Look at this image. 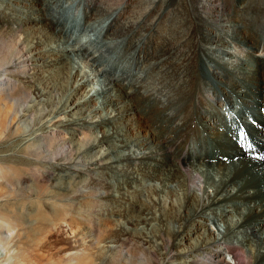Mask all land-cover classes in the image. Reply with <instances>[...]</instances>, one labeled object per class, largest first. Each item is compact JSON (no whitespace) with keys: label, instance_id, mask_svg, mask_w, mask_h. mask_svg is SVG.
I'll list each match as a JSON object with an SVG mask.
<instances>
[{"label":"bare ground","instance_id":"1","mask_svg":"<svg viewBox=\"0 0 264 264\" xmlns=\"http://www.w3.org/2000/svg\"><path fill=\"white\" fill-rule=\"evenodd\" d=\"M189 1L196 15L173 45L108 0H0V214L19 241L55 197L25 195V178L11 188V171L44 167L85 200L73 247L95 245L107 218L121 238L99 244L106 254L138 232L157 264H264V0ZM149 106L156 119L138 130ZM56 142L76 157L52 156Z\"/></svg>","mask_w":264,"mask_h":264},{"label":"rangeland","instance_id":"2","mask_svg":"<svg viewBox=\"0 0 264 264\" xmlns=\"http://www.w3.org/2000/svg\"><path fill=\"white\" fill-rule=\"evenodd\" d=\"M88 1L90 0H85V2ZM108 1L112 8L124 6L122 14L119 15L123 24H132L144 19L148 27L152 25L157 28L158 36L162 42L163 39H165V41L173 45L179 43L183 38L181 25L189 23L196 15L198 8V6L192 4L189 0ZM96 3L97 2L94 4ZM171 9L174 10L176 14H174ZM247 10L248 7L245 12ZM259 10L260 9H258V11ZM169 15L173 17V24H171L172 21L166 22L165 19L159 20ZM95 16L97 17V15ZM169 30L174 32V37ZM148 31L149 28L145 30L142 29L143 33ZM2 43L1 41L0 58L9 51V47L6 46L5 43H3L4 45ZM191 43L193 49H195L193 52L194 57L197 59L198 53L203 52L204 49L198 50L197 43ZM202 43L203 46L208 43V38L203 37V32ZM128 48L129 47H126V50H128ZM156 49L157 48L153 47V50ZM160 52L161 49L159 53ZM258 58L260 59L259 56ZM203 64H205L204 61L201 63L199 62V64H196L193 68L196 70L199 66L202 67ZM198 88L199 87H197L195 91H198ZM150 106L148 110L144 111H148V114L144 113L145 117L137 113L138 115L132 118V122L138 130L144 127V125L146 127L149 126L150 122L156 119L154 113L150 111V108H152ZM2 108V115L5 118L8 117L7 120L10 118L9 122L11 121V128L15 127L13 130L14 133L18 130L16 128L19 124V117L17 115L10 117V106H5V108L3 106ZM6 110H8V112ZM162 127H157L158 132L164 129V127ZM1 128L0 126V129ZM51 155L54 157L60 156L71 159L76 157L77 152L75 149H72L70 143L56 142L51 148ZM36 168L34 169L33 166H27L22 169L20 166L12 170L11 173H16V171L20 172H18L16 176L14 175L12 179L14 183L12 182L9 186L17 190L21 186L19 180L22 178L27 179L28 183H26L27 185L24 189L25 195H29L32 189H38L45 195L55 197L53 200L55 203L51 207L53 213L49 215L50 218L48 222L44 223V225L27 241H19L23 230L18 222L12 220V218L10 219V217L6 215L0 214V264H141V262L142 264H157V251L154 250L150 242L145 241V233L138 234V232H136L125 238L126 241L120 243L119 247L113 249L110 253L106 254L102 252L99 249V244L103 241L111 239L112 237L117 239L121 238V235L116 234L114 229H112V225L107 218H103L102 221H105L102 222L100 228L95 231V245L82 244L77 248L73 247L71 239L81 231V224L79 223H83V221L77 219V208L80 204L84 203L85 200L79 196V189L76 187V184L57 189L53 186L51 171L44 167ZM2 170L3 169L0 167V183H4L2 181L5 179L1 178L5 177L1 176L3 173ZM24 200L25 202L28 201L27 199ZM228 256L229 255H227V259L231 262L232 257Z\"/></svg>","mask_w":264,"mask_h":264}]
</instances>
